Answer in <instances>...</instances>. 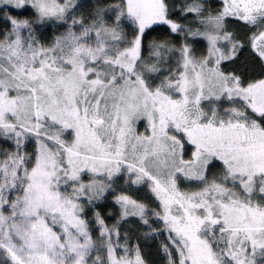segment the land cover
I'll return each mask as SVG.
<instances>
[{"label":"snow or ice","instance_id":"1","mask_svg":"<svg viewBox=\"0 0 264 264\" xmlns=\"http://www.w3.org/2000/svg\"><path fill=\"white\" fill-rule=\"evenodd\" d=\"M0 264H264V0H0Z\"/></svg>","mask_w":264,"mask_h":264},{"label":"trees","instance_id":"2","mask_svg":"<svg viewBox=\"0 0 264 264\" xmlns=\"http://www.w3.org/2000/svg\"><path fill=\"white\" fill-rule=\"evenodd\" d=\"M211 2L214 3V4H219L220 0H211ZM146 251H147V249H146ZM153 258H155V257H153Z\"/></svg>","mask_w":264,"mask_h":264}]
</instances>
